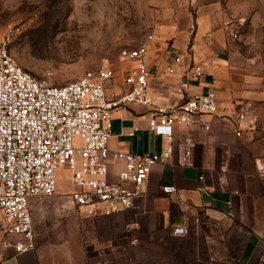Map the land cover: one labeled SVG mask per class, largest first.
I'll use <instances>...</instances> for the list:
<instances>
[{"label": "crops", "instance_id": "obj_1", "mask_svg": "<svg viewBox=\"0 0 264 264\" xmlns=\"http://www.w3.org/2000/svg\"><path fill=\"white\" fill-rule=\"evenodd\" d=\"M232 34L223 26L221 15L206 7L180 9L172 23L159 28L143 57L149 71L147 95L151 103H130L112 113L110 154L158 155L166 139L148 128V119L154 108L182 102L183 96L175 92L178 86L188 94L212 88L217 112L196 116L189 128H172L173 152L165 163L151 167L132 208L92 217L85 208L75 210L68 205L61 210L64 201L55 194L31 198L35 247L23 253L1 245L0 215V264H86L83 242L87 241L86 224L91 222L103 232L114 228L123 234L164 233L181 242L196 236L208 242L212 233H218L223 264H232L235 256L243 263L264 264V174L255 165L256 161L264 163L263 132L245 122L238 124L235 118L239 109L263 100V94L256 91L245 67L234 62ZM179 54L183 58L175 64ZM134 65V61H123L112 69V78L104 83L107 98L123 90L124 77ZM170 65L174 72L164 74ZM193 65L202 70L195 79L187 74ZM238 128L240 135L236 134ZM186 136L194 143L189 165L184 164L181 149ZM121 166V161L109 159V181L116 180ZM177 227L187 233L173 234ZM108 240L99 238L98 244L104 246Z\"/></svg>", "mask_w": 264, "mask_h": 264}, {"label": "built area", "instance_id": "obj_2", "mask_svg": "<svg viewBox=\"0 0 264 264\" xmlns=\"http://www.w3.org/2000/svg\"><path fill=\"white\" fill-rule=\"evenodd\" d=\"M13 37L12 31L0 33V215L1 245L11 246L16 253L34 249L30 200L55 192L59 169L69 172L70 182L77 188L69 196L73 209L85 208L93 217L132 208L151 167L170 158L172 128L177 125L189 128L196 116L217 112L212 88L206 93L188 94L184 87L178 86L175 92L183 96L182 102L156 107L148 119V128L166 139L161 152L110 154L112 113L130 103H151L147 95L149 71L143 61L147 44L120 50V58L134 61L135 65L124 77L123 90L107 98L104 83L112 78V69L100 66L65 85H50L33 78L16 64L9 53ZM182 58V54L177 55L174 63ZM173 72L170 65L163 73ZM201 73L198 65L187 71L193 79ZM235 118L238 124L245 122L251 128L255 123L244 108L237 111ZM240 131L238 128L236 134L240 135ZM193 147L192 140L184 137L181 149L185 165L190 164ZM110 158L122 164L115 181L107 179ZM255 165L264 174V163L256 161ZM172 232L181 235L187 229L177 227Z\"/></svg>", "mask_w": 264, "mask_h": 264}, {"label": "rangeland", "instance_id": "obj_3", "mask_svg": "<svg viewBox=\"0 0 264 264\" xmlns=\"http://www.w3.org/2000/svg\"><path fill=\"white\" fill-rule=\"evenodd\" d=\"M196 7L220 14L223 26L235 35L234 62L245 67L254 88L263 94V100L244 109L255 118L252 129L263 132L264 142V0H0V33H14L9 53L23 71L61 86L100 66L114 69L124 61L121 49L147 44L180 9ZM56 179L52 195L62 198L64 211L77 188L63 168ZM60 215L63 218L64 213ZM114 230L103 232L94 222L86 224V264H223L218 233H212L208 242L200 236L181 242L164 233ZM98 237L110 241L100 246ZM232 260L253 264L236 256Z\"/></svg>", "mask_w": 264, "mask_h": 264}]
</instances>
